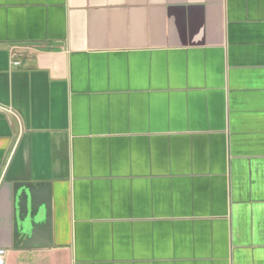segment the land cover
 <instances>
[{"label": "crops", "instance_id": "1", "mask_svg": "<svg viewBox=\"0 0 264 264\" xmlns=\"http://www.w3.org/2000/svg\"><path fill=\"white\" fill-rule=\"evenodd\" d=\"M17 183L49 185L50 247L15 246ZM0 248L264 264V0H0Z\"/></svg>", "mask_w": 264, "mask_h": 264}, {"label": "water", "instance_id": "2", "mask_svg": "<svg viewBox=\"0 0 264 264\" xmlns=\"http://www.w3.org/2000/svg\"><path fill=\"white\" fill-rule=\"evenodd\" d=\"M13 241L26 247L30 235L43 228V248L50 247V189L48 184L17 183L13 189ZM35 230V231H34Z\"/></svg>", "mask_w": 264, "mask_h": 264}, {"label": "built area", "instance_id": "3", "mask_svg": "<svg viewBox=\"0 0 264 264\" xmlns=\"http://www.w3.org/2000/svg\"><path fill=\"white\" fill-rule=\"evenodd\" d=\"M5 255H6V251L0 248V264H4Z\"/></svg>", "mask_w": 264, "mask_h": 264}]
</instances>
